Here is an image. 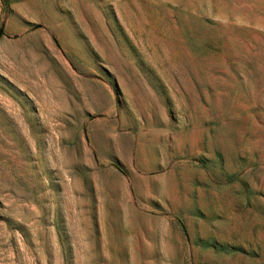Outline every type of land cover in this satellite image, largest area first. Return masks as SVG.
Segmentation results:
<instances>
[{"label":"rangeland","instance_id":"obj_1","mask_svg":"<svg viewBox=\"0 0 264 264\" xmlns=\"http://www.w3.org/2000/svg\"><path fill=\"white\" fill-rule=\"evenodd\" d=\"M0 264H264V0H0Z\"/></svg>","mask_w":264,"mask_h":264},{"label":"crops","instance_id":"obj_2","mask_svg":"<svg viewBox=\"0 0 264 264\" xmlns=\"http://www.w3.org/2000/svg\"><path fill=\"white\" fill-rule=\"evenodd\" d=\"M117 154L121 156L122 153L117 151ZM99 183L101 184V182ZM93 209L96 215L104 216L114 213V211L123 215H129L133 211L136 212L138 208L134 202V194L129 188L121 193L112 194L110 191H105L103 184H101L100 186H96L94 191Z\"/></svg>","mask_w":264,"mask_h":264}]
</instances>
